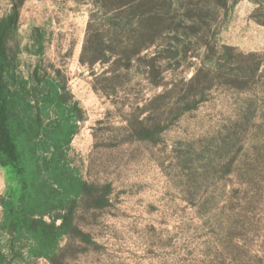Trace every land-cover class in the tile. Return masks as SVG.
<instances>
[{"label": "rangeland", "instance_id": "obj_1", "mask_svg": "<svg viewBox=\"0 0 264 264\" xmlns=\"http://www.w3.org/2000/svg\"><path fill=\"white\" fill-rule=\"evenodd\" d=\"M14 5L47 104L23 205L0 159V220L32 218L5 264H264V0H0V30Z\"/></svg>", "mask_w": 264, "mask_h": 264}, {"label": "trees", "instance_id": "obj_2", "mask_svg": "<svg viewBox=\"0 0 264 264\" xmlns=\"http://www.w3.org/2000/svg\"><path fill=\"white\" fill-rule=\"evenodd\" d=\"M13 8V14L8 21L2 24L0 30V159L9 163L11 175L23 179L24 195L20 202V205H23L28 190L27 160L29 155L34 156L35 154L34 152L29 153L27 150L34 151L30 145L33 139L39 135V131L35 129L34 125L37 122L38 124L43 122L41 104L45 105L47 103L46 101L35 102L30 82L19 78L17 75L16 58L11 55L10 42L17 35L19 29L20 7L14 5ZM87 52V45H85L80 58L81 64L94 65V61H87ZM57 88L63 89L61 86ZM52 100V103L58 106L63 104L62 97L58 95H55ZM76 105L73 110L78 109ZM68 136L70 137L68 143H70L73 136L72 132L67 133L66 137ZM23 139L28 140L26 146H23L20 141ZM20 210L21 208H17L10 197L4 200L0 232L13 235L26 229L32 218L25 213V209L22 212ZM33 221L36 222L37 220L33 219ZM6 262V257L0 245V264Z\"/></svg>", "mask_w": 264, "mask_h": 264}]
</instances>
